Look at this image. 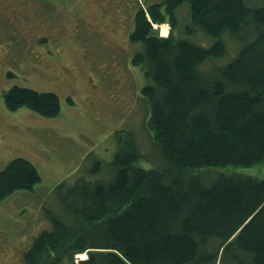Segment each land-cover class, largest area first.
<instances>
[{
	"label": "trees",
	"instance_id": "16d2710c",
	"mask_svg": "<svg viewBox=\"0 0 264 264\" xmlns=\"http://www.w3.org/2000/svg\"><path fill=\"white\" fill-rule=\"evenodd\" d=\"M183 4L191 26L213 38L209 47L173 37ZM144 7L134 12L128 38L142 43L131 63L145 79L139 96L150 149L140 151L132 132L117 130L101 174L55 187L59 213H46L51 228L35 237L24 264L73 263L83 251L88 258L79 264H192L211 240L217 252L237 243L251 264H264V0ZM157 23L169 24L167 38L153 30ZM225 35L240 45L236 56L204 70L225 57ZM2 98L10 112H60L52 92L13 86ZM0 178V199L40 182L19 157Z\"/></svg>",
	"mask_w": 264,
	"mask_h": 264
},
{
	"label": "rangeland",
	"instance_id": "374dc122",
	"mask_svg": "<svg viewBox=\"0 0 264 264\" xmlns=\"http://www.w3.org/2000/svg\"><path fill=\"white\" fill-rule=\"evenodd\" d=\"M166 1L130 0L127 30H110L105 35L107 45L99 43L87 24L89 15L90 19L95 17L92 26L99 21L93 2L24 1L22 9L25 22L31 27L30 33L41 23L49 26L50 31L63 30L65 34L57 41L44 40L39 44L44 51L53 52L59 72L21 53L15 54L9 64L0 59V171L10 160L19 157L31 162L40 176L33 190H19L0 199V264H24V252L35 237L51 228L46 213H59L61 207L55 187L62 181L72 185L79 177L93 180L101 174V166L111 161L116 151L114 133L117 130L132 132L140 151L146 153L150 149L143 128L147 108L139 96L145 79L142 68L131 63L132 57L142 51V43L130 42L128 35L140 3L150 6ZM118 2L122 4L124 0ZM3 5L8 9L4 0ZM83 10H86L84 15ZM175 13V40H187L203 47L214 42L191 26L188 5L177 7ZM56 23L55 28L51 27ZM157 25L161 33L165 24ZM0 36L5 37L6 31L0 30ZM223 40L227 48L225 57L205 63L204 70L222 66L236 56L240 45L226 35ZM58 50H62L61 55ZM13 86L56 94L60 101L59 114L46 118L26 108L8 111L2 95ZM97 162L101 164L96 165ZM217 249L218 241L211 240L192 264H251L237 243L218 252ZM84 253L74 255L73 263L63 259L56 264H79L88 257Z\"/></svg>",
	"mask_w": 264,
	"mask_h": 264
},
{
	"label": "flooded vegetation",
	"instance_id": "af4514ba",
	"mask_svg": "<svg viewBox=\"0 0 264 264\" xmlns=\"http://www.w3.org/2000/svg\"><path fill=\"white\" fill-rule=\"evenodd\" d=\"M4 1L8 9H5L3 0H0V30L6 31L5 37L0 36V59L9 64V62L13 61L12 57L15 54L21 53L24 57H35V62L42 63L54 71L59 72V67L54 63L55 57L53 56V52L50 49L44 51V47L39 44L44 40L52 42L57 41L60 37L64 36L65 32L63 30L50 31L48 29L49 26L38 23L39 25L37 26L41 31H39V28L35 27L32 28L30 33L29 29L31 27L25 22V12L22 9L25 0ZM87 1L93 2L95 11L99 17L97 25L92 26L95 17L90 19L89 15L87 17L89 19L87 24L93 35L96 36V38L98 37L100 44L107 45L108 41L105 38V35L110 30H115L117 28L125 29V31L127 30L128 22L126 19H128L130 13L129 8L132 3L130 0L129 2L124 0L122 4H120L118 0ZM5 10H7V12H5ZM85 11L86 10H83V15L85 14ZM56 25L57 23L51 25V27L55 28ZM61 54L62 50H58V55ZM35 74L38 76L36 72Z\"/></svg>",
	"mask_w": 264,
	"mask_h": 264
},
{
	"label": "bare ground",
	"instance_id": "6f19581e",
	"mask_svg": "<svg viewBox=\"0 0 264 264\" xmlns=\"http://www.w3.org/2000/svg\"><path fill=\"white\" fill-rule=\"evenodd\" d=\"M149 21H150V20H149ZM166 26H167L166 24L162 26V32L160 33V37H163V38H164V37H165V38L168 37V34L165 35V34H166ZM156 27H157L158 30H160V29H159V28H160V25H157ZM168 31H169V30H168ZM78 255H79V254H78ZM78 255H77V256H78ZM80 255L83 256V254H80Z\"/></svg>",
	"mask_w": 264,
	"mask_h": 264
}]
</instances>
